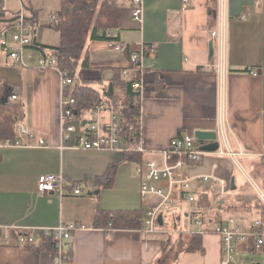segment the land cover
Returning a JSON list of instances; mask_svg holds the SVG:
<instances>
[{"label":"crops","instance_id":"1","mask_svg":"<svg viewBox=\"0 0 264 264\" xmlns=\"http://www.w3.org/2000/svg\"><path fill=\"white\" fill-rule=\"evenodd\" d=\"M32 1L4 0L0 27L22 7L38 23ZM218 2L189 0L182 10V0H143L138 27L114 30L116 38L134 52L140 44L155 47L139 66L144 149L139 161L118 163L108 152L62 145L58 71L41 70L33 60L27 68L13 65L0 47V99L5 92L16 95L15 102L22 105L18 126L47 142L43 147L33 140L27 146L0 148V264H53L52 251L39 247V230L69 222L85 224L88 230L72 235L64 264H221V243L215 234L200 235L201 252L184 251L198 231L190 225L195 220L206 229L229 217L245 227L260 220L264 231L260 202L264 194L251 187L242 172L250 173L264 189V163L259 158L264 150V0H224L221 8ZM219 30L224 37L222 55L212 37ZM211 41L214 54L208 60ZM86 50L90 67L81 73L95 89L107 87L114 69L124 71L125 79L133 78L127 54L110 51L103 41H88ZM220 65L223 70H218ZM155 78L162 87L154 88ZM221 125L218 150L204 153L202 161L188 169L191 176L214 175L229 183L219 198L220 219L213 217L217 210L212 207L219 188L193 181V202L181 200L173 208L161 209L158 233L146 236L144 223L140 229L112 228L114 213L144 211L145 221L146 212L160 204L157 197L141 199L138 164L153 161L161 166V154L172 139L196 131L217 135ZM112 167L116 174L107 189L106 182L99 180ZM48 174L62 176V195L37 192L38 178ZM73 185L80 188V195L73 194ZM99 213L108 214L100 223ZM29 233L35 236L34 245L20 246L18 238ZM239 256H249L250 264H264V246L256 248L249 238L237 246L236 259Z\"/></svg>","mask_w":264,"mask_h":264},{"label":"built area","instance_id":"2","mask_svg":"<svg viewBox=\"0 0 264 264\" xmlns=\"http://www.w3.org/2000/svg\"><path fill=\"white\" fill-rule=\"evenodd\" d=\"M218 1V6L221 8L224 0ZM129 3L132 8L131 22L138 25L142 21L143 0H130ZM188 4L189 0H182V10H185ZM5 12L4 0H0V19ZM14 19V21L0 27V47L3 49L8 47L7 56L13 65L27 68L28 62L33 60L41 70L55 69L58 71L61 82L59 119L62 145L69 144L73 148L83 151L108 152L114 156V160L118 163L122 162L126 154L130 152L143 153L140 112L135 117L133 124L129 125L126 130V123L121 115L119 104L101 103L83 113L77 110L75 99L70 94L65 93L66 89L73 85L68 73L57 68L54 58L48 55L44 56L32 48L36 41L37 21L35 22L30 15H26V10L23 7ZM241 19H245V17L241 16ZM58 25L59 20L56 15L50 14L48 27L55 29ZM221 32V30L212 32V37L217 39L220 55L223 54L224 49V37ZM101 34L107 38L108 49L112 52L127 54L132 66L139 67L142 59L155 51L154 46L144 44H140L139 51H132L129 44L116 39L114 30L107 29ZM218 70H223L222 65L218 67ZM141 88L140 82L132 85V90L137 94L136 99L139 105ZM17 100L18 98L14 94L9 97V102ZM127 132L129 140L127 139ZM222 136L223 126L221 125L220 131H217L218 141L221 140ZM33 140L39 147L47 145L43 137L36 136L25 126L19 125L17 138L14 141L6 140L0 143V148L27 146ZM228 155L235 159V154L228 152ZM203 156L204 152L200 150V144L194 136L183 134L172 139L167 149L162 152L161 166L153 161H145L136 166L135 173L140 180L139 195L141 199L146 200L150 196L160 199V204L157 207L146 212L143 230L146 236L159 232L158 214L161 209L172 207L181 200L193 202L194 197L191 194V182L193 181L218 187L220 192L218 197L212 201V207L215 210L221 208L222 204L219 198L223 196L229 183L214 175L191 176L188 174L189 167L199 164ZM259 158L264 163V150ZM163 183L165 186L162 185ZM72 191L76 196L81 194L77 185L72 186ZM37 192L40 195L54 192L62 195L64 192L62 176L48 174L39 177ZM194 223L198 227L196 234L211 233L220 238L221 264H234L237 246L249 238L254 239L256 248L264 246V231L260 220H256L249 227H245L233 217H229L225 222L216 224L210 229H206L199 219L195 220ZM82 230H88V227L78 222L62 223L53 229L39 230L41 237L50 239L53 244L55 253L53 264H64L68 261L71 237L74 233ZM34 242L33 233L21 235L18 238L20 246H33Z\"/></svg>","mask_w":264,"mask_h":264},{"label":"trees","instance_id":"3","mask_svg":"<svg viewBox=\"0 0 264 264\" xmlns=\"http://www.w3.org/2000/svg\"><path fill=\"white\" fill-rule=\"evenodd\" d=\"M129 2L130 0H60V8L54 13L59 20V25L55 28L59 35V46L49 47L36 41L32 46L38 53L54 58L57 68L68 73L73 85L68 87L65 93L75 99L77 110L83 113L97 104H119L126 130L140 112L137 94L132 90V85L141 79L139 67L131 65V70L135 71V74L129 80L122 76L124 71L114 69L113 79L101 90L92 87L91 82L82 77L81 71L90 67L86 50L88 41L106 43L107 38L101 32L107 29L121 30L138 27L131 22L132 8ZM34 21L36 22L35 19ZM153 86L155 89H158V86L162 87L161 80L155 78ZM21 107L19 102L0 104V143L6 140L14 141L17 138L16 130L22 115ZM126 135L128 139V132ZM131 160L139 161V153L126 154L125 161ZM115 174L116 167H112L99 182H106L105 188L110 189ZM220 210H217L213 217L220 219V212H218ZM113 215L114 218L111 221L113 229H140L144 223V211L116 212ZM107 216L108 214L99 213L96 221L100 223L102 219L106 220ZM39 247L50 249L54 257L50 239L41 237ZM184 251L201 252V236L196 233L191 235Z\"/></svg>","mask_w":264,"mask_h":264},{"label":"rangeland","instance_id":"4","mask_svg":"<svg viewBox=\"0 0 264 264\" xmlns=\"http://www.w3.org/2000/svg\"><path fill=\"white\" fill-rule=\"evenodd\" d=\"M32 6H33L34 11L36 12V15H37L36 18L38 20V27H37V30H36V41L39 44H42V45H45V46H49V47H57V46H59V43H60L59 35H58L57 31L55 29H53V27H50V28L48 27V21H49V15L52 14V13H55L60 8V0H33L32 1ZM6 49L1 48L2 51L5 50L8 53V49L7 50ZM3 148H6V147H2L1 149H3ZM242 172H243V175L246 178L248 184L251 187H253L256 191H257L256 187H258L262 191V193L264 194V189L262 187V183H260L256 178L251 176L250 173L248 175L243 170H242ZM261 196H260V202L264 205V198L261 197ZM173 207L174 206L168 207V208H173ZM182 218L183 217L181 216V219ZM184 222H185V220H184ZM190 225L193 226L192 227L193 229H197V226L195 225V223H192ZM167 226L170 227L171 224H168ZM171 230L175 231V228H172ZM170 233L171 232L168 231L165 234L168 235ZM171 237H174V236L171 235ZM251 260L252 259L249 258V256H245V257L244 256H239L238 259H236L234 264H241V263H245V262L250 264Z\"/></svg>","mask_w":264,"mask_h":264},{"label":"water","instance_id":"5","mask_svg":"<svg viewBox=\"0 0 264 264\" xmlns=\"http://www.w3.org/2000/svg\"><path fill=\"white\" fill-rule=\"evenodd\" d=\"M13 19L12 21H14ZM4 20H0V22H3ZM10 21V22H12ZM8 22V23H10ZM214 54V48L212 41L208 45V60H211ZM11 96V93L5 92L3 96L0 99V104L4 105L9 102V97ZM194 138L199 142L200 144V150L204 153H214L218 150L219 145L216 141L217 135L214 131L204 132V131H196L194 132ZM233 180L231 182L232 188H234ZM159 224H161V219L158 220Z\"/></svg>","mask_w":264,"mask_h":264}]
</instances>
